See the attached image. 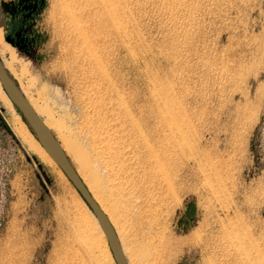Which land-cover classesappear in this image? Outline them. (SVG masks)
<instances>
[{"label": "rangeland", "instance_id": "obj_1", "mask_svg": "<svg viewBox=\"0 0 264 264\" xmlns=\"http://www.w3.org/2000/svg\"><path fill=\"white\" fill-rule=\"evenodd\" d=\"M14 22L28 46L15 61L0 41V61L131 264L264 263V0H0ZM4 112L0 264H110L90 210Z\"/></svg>", "mask_w": 264, "mask_h": 264}, {"label": "water", "instance_id": "obj_2", "mask_svg": "<svg viewBox=\"0 0 264 264\" xmlns=\"http://www.w3.org/2000/svg\"><path fill=\"white\" fill-rule=\"evenodd\" d=\"M3 32L5 34L6 41H8L13 46H17V44L14 43L13 40L6 34V31L3 30ZM0 85L12 105L18 111L20 117L25 121L31 132L34 134L36 140L39 142V144L42 146L48 156L53 160L55 165L59 168L65 178L69 181L71 186L74 188L81 200L84 202V204L94 216L106 240L114 264H127L122 254L115 232L109 224L107 218L99 209L95 201L92 199L91 195L88 193L86 187L76 174L66 155L59 147V143L55 140L51 131L47 130L43 126L40 119L30 108V106L26 102L25 98L23 97L11 77L2 67L1 63ZM2 127L4 130L7 131V133H10L5 126L2 125Z\"/></svg>", "mask_w": 264, "mask_h": 264}, {"label": "bare ground", "instance_id": "obj_3", "mask_svg": "<svg viewBox=\"0 0 264 264\" xmlns=\"http://www.w3.org/2000/svg\"><path fill=\"white\" fill-rule=\"evenodd\" d=\"M4 41L5 42V45L6 44H8L10 47H12L13 45H11L8 41H6V39H5V34H4V32H3V30H2V32H1V27H0V41ZM1 56V55H0ZM3 58V57H2ZM0 63H1V65H2V67L4 68V70L7 72V74L11 77V79H13L14 81H17V76H16V73L14 72V69H13V67L9 64V62L6 60V58H4V60L3 61H0ZM16 84V83H15ZM18 85V86H17ZM16 86H17V88L19 89V91L21 92V94L23 95V97L25 98V100H26V102L28 103V105L30 106H32L33 108H34V110H35V112H34V110L32 109V107L30 106V108L33 110V112L35 113V115L40 119H43L44 120V122H46V120L44 119V116H43V113H42V111L40 110V108L35 104V102L32 100V98H31V96L28 94V92H26L25 91V89H24V87L20 84V83H18ZM0 106L1 107H3L6 111H7V115H6V113L4 112V116H7L8 117V119H9V123H10V125H11V127L13 128V130L18 134V136L22 139V141L25 143V145H27L28 146V150H29V152H35V153H37V154H39L43 159H44V161L47 163V165H49V166H53L55 163L53 162V160L48 156V154L45 152V150L42 148V146L39 144V142L36 140V138H35V136H34V134L31 132V130L29 129V127L27 126V124L25 123V121L20 117V115L15 111V109H14V107H13V105H12V103L10 102V100L8 99V97H7V95L5 94V92L2 90V88H1V85H0ZM4 111V110H3ZM41 119H40V121H41ZM41 123H42V121H41ZM43 124V123H42ZM46 124H48L47 122H46ZM43 126L47 129V130H49L44 124H43ZM9 130H10V128H9ZM11 131V130H10ZM50 131V130H49ZM11 133H12V131H11ZM52 134H53V132H51ZM53 136L55 137V139L57 140V142H58V139L56 138V136L53 134ZM85 140V139H84ZM89 140H90V138H89ZM85 142V141H84ZM83 142V143H84ZM92 142H94V141H92ZM59 143V142H58ZM61 145H62V147H63V144L61 143ZM59 147L61 148V150L63 151V153L66 155L67 153H65L64 152V150L62 149V147L60 146V144H59ZM149 151H151V150H149ZM147 153V152H146ZM151 156H153V155H151ZM150 156V157H151ZM66 157L68 158V160H69V162L71 163V161H70V159H69V157L66 155ZM149 157V156H148ZM92 158H93V161H94V165L96 166V172H99V173H101V172H105V171H107V169H106V166L104 165V164H101V163H99L98 164V162H100L101 161V158L100 157H98L97 156V154L95 153L93 156H92ZM153 158V157H152ZM142 159H147V160H149L148 158H146V157H142ZM154 159V158H153ZM155 160V159H154ZM150 161V160H149ZM107 161H105V163H106ZM151 162V161H150ZM98 164V165H97ZM71 165H72V163H71ZM158 165V162L155 160L153 163L151 162V164L149 165V166H157ZM72 167L74 168V166L72 165ZM74 170H75V172H76V174L78 175V172L76 171V169L74 168ZM151 172V171H150ZM160 173V172H159ZM161 175V174H160ZM78 177L81 179V177L78 175ZM159 179V178H158ZM81 181H82V179H81ZM159 181V180H158ZM82 183L84 184V186L86 187V189H87V191H88V193L91 195V197H92V199L95 201V203L98 205V207H99V209L102 211V213L105 215V217L107 218V220H108V222H109V224L111 225V227L113 228V230L114 229H116L115 228V226H114V223L112 222V219H111V217L108 215V211L106 210L107 209V207L105 208V206L103 207L102 205H101V203L99 202V199H97V196H95L93 193H92V191L89 189V187L82 181ZM79 206H81L82 208H83V210H87V208L85 207V206H83V205H79ZM96 223V221H94V224ZM116 231V232H115ZM82 232H84V231H82ZM114 232H115V235H116V233H117V235H118V237H119V234H118V232H117V230H114ZM101 236V235H100ZM117 237V236H116ZM118 237H117V240H118ZM119 239H120V237H119ZM80 241V240H79ZM119 243V242H118ZM104 245V244H103ZM120 245V244H119ZM233 245V244H232ZM104 247V246H103ZM237 247V246H236ZM240 247V246H239ZM120 248H121V251H122V254H123V256H124V258H125V260H126V262H127V260H128V262H127V264H131L130 263V257L128 258V259H126V257H125V251L124 250H122V247L120 246ZM256 248H257V246H256ZM104 249H105V247H104ZM237 249V248H236ZM259 249L260 248H258V250L257 251H259ZM234 250H235V248H234ZM253 250V249H252ZM256 251V252H257ZM261 251V250H260ZM233 252H235V251H233ZM237 252H239V251H237ZM236 252V254H238ZM262 252V251H261ZM261 252H259V253H261ZM258 253V254H259ZM104 254H106V253H104ZM238 255H240V254H238ZM246 255V254H245ZM247 255H248V253H247ZM256 256V255H255ZM258 256H260V255H258ZM263 256H261V258H262ZM247 258H249L248 256H247ZM258 258H260V257H257V260H259ZM239 260V259H238ZM260 261H261V259H260ZM258 262V263H261V262ZM113 263V259L112 260H110V264H112ZM242 263V262H241ZM247 263V262H246ZM134 264V263H133ZM257 264V263H256ZM264 264V263H263Z\"/></svg>", "mask_w": 264, "mask_h": 264}, {"label": "flooded vegetation", "instance_id": "obj_4", "mask_svg": "<svg viewBox=\"0 0 264 264\" xmlns=\"http://www.w3.org/2000/svg\"><path fill=\"white\" fill-rule=\"evenodd\" d=\"M29 7V6H28ZM30 9L31 10H29V12H32V11H34L35 9H36V6L33 4V5H31V7H30ZM14 11V10H13ZM25 18V17H24ZM21 22V21H20ZM23 22V21H22ZM21 22V23H22ZM11 27H9V30L7 29V28H5V30H6V33H11L10 31H17L16 33H14V34H12V40H13V42L14 43H16L17 44V46H19L20 48H22V49H24V48H26L27 46H28V41L21 35V25H20V23H18V22H14V24H12V25H10ZM0 27H1V24H0ZM7 27V26H6ZM1 32H2V27H1ZM10 48V46L8 45V44H6V45H4V47L3 48ZM11 49V48H10ZM12 51V52H11ZM11 51H10V56H9V58H14L15 59V61H18V59H17V55H16V53H15V51L14 50H12L11 49ZM10 63V62H9ZM11 64V63H10ZM12 65V64H11ZM12 67H13V65H12ZM27 73V70H26V68L23 66V65H20L19 66V74L21 75V76H25V74ZM4 115V114H3ZM5 119V118H4ZM8 126V125H7ZM11 130V129H10Z\"/></svg>", "mask_w": 264, "mask_h": 264}]
</instances>
